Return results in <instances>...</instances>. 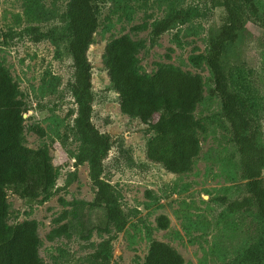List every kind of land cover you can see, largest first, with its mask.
I'll use <instances>...</instances> for the list:
<instances>
[{
  "label": "rangeland",
  "instance_id": "rangeland-1",
  "mask_svg": "<svg viewBox=\"0 0 264 264\" xmlns=\"http://www.w3.org/2000/svg\"><path fill=\"white\" fill-rule=\"evenodd\" d=\"M68 2L0 0V62L19 85L25 102L23 143L47 147L59 171L46 201H29L7 189L9 223L38 222L43 264H88L104 240L110 241L111 264H145L153 239L176 248L184 264H264V256L246 260L247 248L263 240L264 221L253 209L228 210L230 201L247 194L246 180L222 115V102L210 95L213 74L206 65L198 68L190 60L193 54L207 53L208 37L224 16L220 0H106L102 5L88 52L95 95L92 121L113 139L102 178L113 186L128 220L123 230L110 226L107 232L99 228L101 218L93 216L97 228L89 240L73 230L71 237L48 239L50 231L68 222L56 220L71 209L64 201L95 197L89 164H78L75 158L82 142L73 129L77 104L69 89L73 68L62 22ZM255 2L264 7V0ZM181 9L191 11L189 19L174 24L153 42V24ZM246 26L240 56L231 61L230 79L252 106L253 126L264 144V28L252 22ZM126 34L143 42L138 57L147 72L155 73L161 62L203 76V98L194 115L205 129L198 128L201 149L188 172L174 174L150 161L146 149L154 131L121 112L104 53L111 40ZM161 216L167 218V227L160 226Z\"/></svg>",
  "mask_w": 264,
  "mask_h": 264
},
{
  "label": "trees",
  "instance_id": "trees-1",
  "mask_svg": "<svg viewBox=\"0 0 264 264\" xmlns=\"http://www.w3.org/2000/svg\"><path fill=\"white\" fill-rule=\"evenodd\" d=\"M105 1L69 0L62 16L73 68L69 89L77 104L73 129L82 142L75 158L78 164H89L95 197L92 201H64L71 209L56 220L66 218L68 222L50 231L47 235L50 240L63 234L71 237V230L89 240L97 228L91 222L93 216L101 218L103 225L99 228L107 232L110 226L117 231L123 230L128 220V215L118 204L113 186L102 178L104 160L113 146V139L92 121L95 95L88 52L100 25L99 14ZM220 2L224 16L221 25L208 37L207 53L193 54L190 60L198 68L206 65L213 74L210 95L222 102V115L229 123L231 141L237 147L241 174L246 180L247 194L230 201L228 210L253 209L264 221V144L253 126L252 106L245 96L235 91L230 79L231 61H237L240 56L248 30L246 24L252 22L264 28V7L260 8L255 0ZM190 15V10L181 9L155 22L152 41L174 24L185 23ZM39 36L37 33L35 38L39 39ZM142 47L143 42L129 34L106 45L104 60L111 85L119 95L121 112L139 118L154 131L147 142V158L171 173L188 172L201 149L198 128L205 129L194 115L203 98V76L173 63L161 62L157 63L155 73H149L138 57ZM21 96L19 85L0 62V264H43L38 222L33 219L9 223L8 188L26 200L46 201L59 175L47 147L31 148L23 143L26 118ZM221 200L227 199L221 197ZM167 223L166 217L159 218L161 227H167ZM109 246V240L99 243L88 264H111ZM262 256L264 237L246 250V260L247 257L260 259ZM184 263L183 255L171 244L157 239L151 241L145 264Z\"/></svg>",
  "mask_w": 264,
  "mask_h": 264
},
{
  "label": "water",
  "instance_id": "water-1",
  "mask_svg": "<svg viewBox=\"0 0 264 264\" xmlns=\"http://www.w3.org/2000/svg\"><path fill=\"white\" fill-rule=\"evenodd\" d=\"M27 115L26 114H24V117H26Z\"/></svg>",
  "mask_w": 264,
  "mask_h": 264
}]
</instances>
